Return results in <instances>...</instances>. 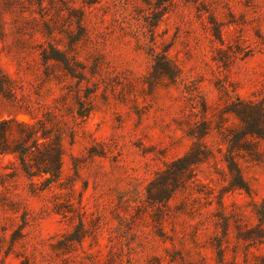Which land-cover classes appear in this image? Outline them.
<instances>
[{"label":"rangeland","instance_id":"rangeland-1","mask_svg":"<svg viewBox=\"0 0 264 264\" xmlns=\"http://www.w3.org/2000/svg\"><path fill=\"white\" fill-rule=\"evenodd\" d=\"M0 75V264H264V0H0Z\"/></svg>","mask_w":264,"mask_h":264},{"label":"trees","instance_id":"trees-1","mask_svg":"<svg viewBox=\"0 0 264 264\" xmlns=\"http://www.w3.org/2000/svg\"><path fill=\"white\" fill-rule=\"evenodd\" d=\"M6 87L5 78L0 75V90H4ZM238 116L246 123V134L256 135L258 137L264 138V107L259 105H255L253 103H244L239 101L233 109ZM0 135L4 139L7 138V129L4 124H0ZM33 144L25 143L21 150V158L26 165V170L30 175H34L32 169H30L31 165H28L26 162L27 156L33 152L32 147L37 146L38 155L37 168L39 172L48 175L46 177L48 183L52 182L55 178H58L61 171V143L60 140L56 144L55 147H50L49 145L45 146L44 149H41ZM41 160V161H40ZM231 168H236L235 163H232ZM264 209V202H263Z\"/></svg>","mask_w":264,"mask_h":264}]
</instances>
